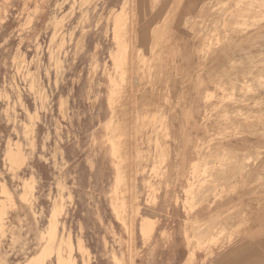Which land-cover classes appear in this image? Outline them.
<instances>
[{"label":"rangeland","instance_id":"1","mask_svg":"<svg viewBox=\"0 0 264 264\" xmlns=\"http://www.w3.org/2000/svg\"><path fill=\"white\" fill-rule=\"evenodd\" d=\"M263 97L264 0H0V264H264Z\"/></svg>","mask_w":264,"mask_h":264},{"label":"crops","instance_id":"2","mask_svg":"<svg viewBox=\"0 0 264 264\" xmlns=\"http://www.w3.org/2000/svg\"><path fill=\"white\" fill-rule=\"evenodd\" d=\"M262 246H264V241L262 242Z\"/></svg>","mask_w":264,"mask_h":264},{"label":"bare ground","instance_id":"3","mask_svg":"<svg viewBox=\"0 0 264 264\" xmlns=\"http://www.w3.org/2000/svg\"><path fill=\"white\" fill-rule=\"evenodd\" d=\"M234 3V2H233ZM236 4V3H235ZM263 58V57H262ZM264 98V97H263ZM198 221V220H197Z\"/></svg>","mask_w":264,"mask_h":264}]
</instances>
